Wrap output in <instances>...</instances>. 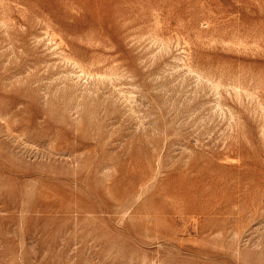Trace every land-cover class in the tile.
Wrapping results in <instances>:
<instances>
[{
  "label": "rangeland",
  "instance_id": "obj_1",
  "mask_svg": "<svg viewBox=\"0 0 264 264\" xmlns=\"http://www.w3.org/2000/svg\"><path fill=\"white\" fill-rule=\"evenodd\" d=\"M0 264H264V0H0Z\"/></svg>",
  "mask_w": 264,
  "mask_h": 264
}]
</instances>
